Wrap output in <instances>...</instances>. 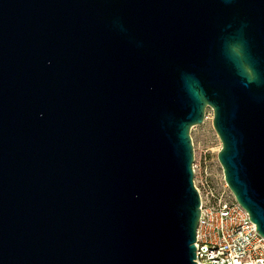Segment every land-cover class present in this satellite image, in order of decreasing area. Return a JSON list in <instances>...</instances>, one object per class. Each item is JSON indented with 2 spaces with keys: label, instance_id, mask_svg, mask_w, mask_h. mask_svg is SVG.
<instances>
[{
  "label": "water",
  "instance_id": "water-1",
  "mask_svg": "<svg viewBox=\"0 0 264 264\" xmlns=\"http://www.w3.org/2000/svg\"><path fill=\"white\" fill-rule=\"evenodd\" d=\"M208 108L264 237V0H0V264H197Z\"/></svg>",
  "mask_w": 264,
  "mask_h": 264
},
{
  "label": "built area",
  "instance_id": "built-area-1",
  "mask_svg": "<svg viewBox=\"0 0 264 264\" xmlns=\"http://www.w3.org/2000/svg\"><path fill=\"white\" fill-rule=\"evenodd\" d=\"M193 171L201 211L195 242L197 264H264V237L236 201L223 170L218 178L195 161Z\"/></svg>",
  "mask_w": 264,
  "mask_h": 264
},
{
  "label": "rangeland",
  "instance_id": "rangeland-1",
  "mask_svg": "<svg viewBox=\"0 0 264 264\" xmlns=\"http://www.w3.org/2000/svg\"><path fill=\"white\" fill-rule=\"evenodd\" d=\"M195 161L207 166L212 174L220 178L222 169L217 158L221 149V142L213 128V111L208 108L203 125L195 126L191 130Z\"/></svg>",
  "mask_w": 264,
  "mask_h": 264
}]
</instances>
